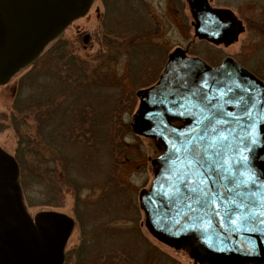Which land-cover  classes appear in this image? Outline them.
Segmentation results:
<instances>
[{
	"label": "rangeland",
	"instance_id": "374dc122",
	"mask_svg": "<svg viewBox=\"0 0 264 264\" xmlns=\"http://www.w3.org/2000/svg\"><path fill=\"white\" fill-rule=\"evenodd\" d=\"M209 2L243 22L229 47L195 38L187 0H95L65 32L74 51L60 54L62 42L0 85V146L19 163L28 212L75 220L64 264L208 263L146 227L138 195L153 182L161 150L134 132L131 117L133 93L157 81L177 48L212 64L230 55L264 78V0ZM80 33L91 35L88 46L76 42Z\"/></svg>",
	"mask_w": 264,
	"mask_h": 264
},
{
	"label": "water",
	"instance_id": "95a60500",
	"mask_svg": "<svg viewBox=\"0 0 264 264\" xmlns=\"http://www.w3.org/2000/svg\"><path fill=\"white\" fill-rule=\"evenodd\" d=\"M92 1L0 0V85ZM187 2L198 37L236 39L240 21L230 10ZM179 60L184 66L173 81L166 77L167 92L145 97L133 116L135 131L161 150L153 182L139 195L146 227L205 262H263L264 85L248 84V71L233 61L214 69L201 59ZM20 174L15 156L0 146V264H64L75 220L55 210L32 216Z\"/></svg>",
	"mask_w": 264,
	"mask_h": 264
},
{
	"label": "flooded vegetation",
	"instance_id": "af4514ba",
	"mask_svg": "<svg viewBox=\"0 0 264 264\" xmlns=\"http://www.w3.org/2000/svg\"><path fill=\"white\" fill-rule=\"evenodd\" d=\"M94 1H92L91 5L89 6V8L87 9V11H85L84 14L80 15L79 17L73 19L72 21H70L59 33L58 35L53 39L51 40L43 49V51L39 54V56L27 67L25 68H22L20 69L17 73H15L11 79L9 80V82L16 76V75H19L21 72H23L25 69L29 68V67H33V66H37V64L39 63H44L45 60L48 59L49 54L52 52V50H54V47L62 42H64V44L66 46L62 47L63 45H61L59 51H60V54H64V52H66L67 54L71 53V51H74L72 50V48L70 49L71 45L68 44V39L65 40V37H66V31L68 30V28L74 23L76 22L77 20H80L82 19L83 17H85L91 10V8L93 7V4H94ZM213 8H216V9H228L232 12V17L236 18L238 21H240V27H241V30L238 32L237 34V37L235 40L233 41H230V39L228 38H224V39H221V41L219 42H215L207 37H198L196 35V32H195V38H198L199 41H204L214 47H229L231 44H233L235 41L238 40L239 36L244 32L245 30V27L243 25V22L235 16L234 12L229 9V8H220V7H216V6H213ZM223 18V17H222ZM194 26V29H195V23L193 24ZM264 29V28H263ZM80 36L77 38L76 42L78 43L79 42V39L81 38V41L83 43V46H88V44L91 42L92 40V37L89 33H83V34H79ZM225 35V34H224ZM79 44V43H78ZM182 52V54H181ZM65 55V54H64ZM48 56V57H47ZM182 56V58H194V59H201L206 65H208L209 67L211 68H214V69H219L221 68L222 66L226 65V66H234V63L240 65L241 67H243L244 69H246L248 71V77H247V83L250 84L252 82V80L256 81H260L263 85H264V78L261 77L260 75H258L253 69L247 67L246 65H244L241 61L235 59L234 57L230 56V55H225L223 56V58L216 64H212V63H209L205 58H201V57H197L193 54H191L189 52V48H177V49H174L172 51H170L165 59V65H164V68L163 70L160 72L159 76L157 77V81L153 84V85H149L147 87H143V88H139L137 89L133 95H134V101L135 99H138L139 100V105H138V108L136 110V112H138L140 110V107H141V104H142V101L143 99H145V97L147 99H151V98H154V97H160L162 96L163 94H165L167 91L166 89L164 88V85L166 83V77H170L171 78V81H173L176 77H177V73L178 71L181 70V66H184V63H183V60H179V58ZM84 61V60H83ZM89 60L85 59V66L88 65L90 66ZM233 61V62H231ZM101 77V76H100ZM92 81H97L95 79H92ZM103 80V78H101L100 80L98 81H101ZM8 82V83H9ZM7 84V83H6ZM4 84V85H6ZM127 86V85H126ZM168 90H169V86L167 87ZM128 89V87H127ZM145 91V93L143 92ZM135 112V113H136ZM134 113V114H135ZM134 114L132 115L131 117V126L134 130L135 133H137L135 131V125L133 124V116ZM144 129V126L142 125V130ZM141 191V190H140ZM140 191H139V195H140ZM138 195V196H139ZM140 199V198H139ZM66 249V248H65ZM66 251V250H65ZM207 264H224L222 262H217V263H207ZM255 264H264V262H257Z\"/></svg>",
	"mask_w": 264,
	"mask_h": 264
},
{
	"label": "snow or ice",
	"instance_id": "6c2138e0",
	"mask_svg": "<svg viewBox=\"0 0 264 264\" xmlns=\"http://www.w3.org/2000/svg\"><path fill=\"white\" fill-rule=\"evenodd\" d=\"M200 155H201L200 152H194V156H200ZM204 155L206 156V153H204ZM244 159L246 160L247 158L244 157ZM205 163H207V161H205ZM213 166H215V165H213ZM241 182L243 183L244 181H241Z\"/></svg>",
	"mask_w": 264,
	"mask_h": 264
}]
</instances>
